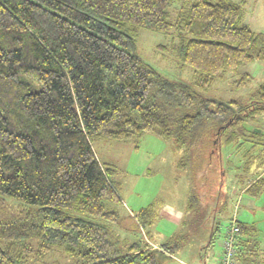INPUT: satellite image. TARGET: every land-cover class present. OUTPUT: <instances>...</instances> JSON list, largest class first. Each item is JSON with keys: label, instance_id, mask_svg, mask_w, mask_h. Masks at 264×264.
Returning <instances> with one entry per match:
<instances>
[{"label": "trees", "instance_id": "1", "mask_svg": "<svg viewBox=\"0 0 264 264\" xmlns=\"http://www.w3.org/2000/svg\"><path fill=\"white\" fill-rule=\"evenodd\" d=\"M180 1L0 0V199L37 207L0 221V264L41 262L52 249L76 264H160L178 247L151 249L146 237L143 246L118 247L108 225L121 200L114 169L94 152L98 139L152 133L184 147L205 137L211 153L248 142L243 172L264 168L263 133L247 129L264 116V84L248 104L203 94L221 73L264 61V35L243 25L242 7L228 0H193L171 21L168 9ZM140 29H172L169 50L194 69L193 82L140 60ZM248 183L252 197L264 189L262 177ZM134 217L143 229L153 208ZM237 226V264H264L256 227Z\"/></svg>", "mask_w": 264, "mask_h": 264}, {"label": "rangeland", "instance_id": "2", "mask_svg": "<svg viewBox=\"0 0 264 264\" xmlns=\"http://www.w3.org/2000/svg\"><path fill=\"white\" fill-rule=\"evenodd\" d=\"M228 1L242 7L243 25L264 35V0ZM192 2L181 0L173 4L168 9L170 20L174 21L181 9ZM172 37V29L167 33L140 29L133 37L134 54L164 76L189 85L193 82L194 69L177 60L169 50ZM263 84L264 61H254L235 71L221 73L203 94L223 102L248 104ZM247 129L263 133L256 141L264 146V116L249 123ZM208 141L201 137L193 145L178 147L173 140L146 133L137 139L93 142L98 160L114 169L111 181L121 202L113 206L118 213L117 222L108 226L120 249L135 243L143 246L145 237L154 244L172 241L178 247L160 264H217L226 229L235 217L236 222L256 227L264 252V189L256 197L245 192L246 183L258 177L264 179V168L255 164L249 173L243 172L242 156L251 145L248 142L238 150L234 145L222 144L218 152L216 149V153H211ZM149 207L153 208V217L140 229L134 215ZM36 209L11 199H0V221ZM214 221L216 225L212 224ZM215 227L219 229L216 234ZM31 242L35 246L37 240ZM30 264L76 263L62 250L52 249L43 261Z\"/></svg>", "mask_w": 264, "mask_h": 264}, {"label": "built area", "instance_id": "3", "mask_svg": "<svg viewBox=\"0 0 264 264\" xmlns=\"http://www.w3.org/2000/svg\"><path fill=\"white\" fill-rule=\"evenodd\" d=\"M239 231L236 219L230 223L226 229L225 237L222 243V253L219 259V264H237L236 261V235Z\"/></svg>", "mask_w": 264, "mask_h": 264}, {"label": "crops", "instance_id": "4", "mask_svg": "<svg viewBox=\"0 0 264 264\" xmlns=\"http://www.w3.org/2000/svg\"><path fill=\"white\" fill-rule=\"evenodd\" d=\"M212 224L216 225L217 223L214 221ZM213 232H214L215 234L218 233V232L216 231V227L214 228ZM148 239H149V238H148ZM148 239H147V240H148ZM211 240L213 241L214 238L212 237ZM148 243L150 244L151 249H159L158 246L161 244V243H160V244H158V243H155V244H154V242H153V241H150V239L148 240ZM219 259H220V255H219V257H218L217 264H219Z\"/></svg>", "mask_w": 264, "mask_h": 264}]
</instances>
